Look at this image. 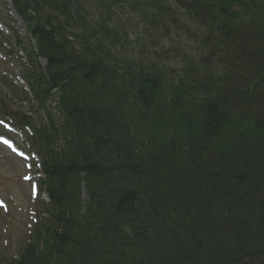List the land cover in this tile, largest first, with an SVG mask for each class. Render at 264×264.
<instances>
[{
	"label": "trees",
	"instance_id": "obj_1",
	"mask_svg": "<svg viewBox=\"0 0 264 264\" xmlns=\"http://www.w3.org/2000/svg\"><path fill=\"white\" fill-rule=\"evenodd\" d=\"M12 2L64 97L36 141L54 244L23 264H264V0H103L140 23L79 52L71 0Z\"/></svg>",
	"mask_w": 264,
	"mask_h": 264
},
{
	"label": "rangeland",
	"instance_id": "obj_2",
	"mask_svg": "<svg viewBox=\"0 0 264 264\" xmlns=\"http://www.w3.org/2000/svg\"><path fill=\"white\" fill-rule=\"evenodd\" d=\"M94 2V1H93ZM8 4L6 0H0V39L14 42L13 35H10V31H17L19 34L23 33V26L20 25L19 22H13L15 17L8 12ZM125 27V26H124ZM132 27V25L130 26ZM10 30V31H9ZM24 34V33H23ZM4 38V39H3ZM4 40V41H5ZM0 60L4 61L5 59ZM14 62V63H12ZM1 65V63H0ZM20 67L16 60L8 61L5 65L0 66V74H7L13 81L18 80L20 76ZM21 84V82H19ZM13 131V134H17L20 138L21 135L16 131ZM11 154H9L4 148L0 147V176H8V188L6 190L7 197L12 200V204L10 205V210L7 214V219L3 218L0 221V227L7 222L12 221V230L15 231V234L22 233L23 228H28V218L30 217L29 208H30V200L34 197L28 191V186L24 181H22L19 176L25 173V170L28 169V165L25 162H19L10 158ZM12 157V156H11ZM16 163L15 171H13V165ZM8 170V171H6ZM25 188L26 192L23 191ZM2 216H0V219ZM6 235V232L3 231ZM17 242L16 238H13L12 243Z\"/></svg>",
	"mask_w": 264,
	"mask_h": 264
}]
</instances>
